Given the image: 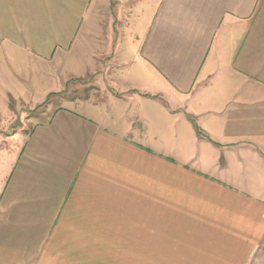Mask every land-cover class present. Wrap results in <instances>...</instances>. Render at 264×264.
<instances>
[{"label":"crops","instance_id":"obj_1","mask_svg":"<svg viewBox=\"0 0 264 264\" xmlns=\"http://www.w3.org/2000/svg\"><path fill=\"white\" fill-rule=\"evenodd\" d=\"M140 1L0 0V114L114 54L124 87L0 161V264H264V0H148L118 46Z\"/></svg>","mask_w":264,"mask_h":264},{"label":"rangeland","instance_id":"obj_2","mask_svg":"<svg viewBox=\"0 0 264 264\" xmlns=\"http://www.w3.org/2000/svg\"><path fill=\"white\" fill-rule=\"evenodd\" d=\"M111 1L115 3V1L121 2L122 0ZM149 1L151 6L154 4L156 9L158 8L160 0ZM138 3L140 6L139 12L134 9L138 14L131 17L118 16L115 18L118 20L116 23L119 26V32H122L118 34V46H122L129 36L128 31L126 32L128 25H131L128 26V29L132 27L136 30L137 27L141 29L147 23V13L151 6L148 0H145V2L141 0L136 4ZM97 20H100L98 15ZM119 60L118 55L114 54L110 60L108 59V64L101 66L102 69L99 68L102 72L97 71L95 75L89 76V78L87 76L60 80L53 87L54 91L41 104L10 98L9 104L13 109L12 113L0 114V161L6 159L7 152L11 153L19 147L21 141L30 132L34 122L48 118L49 113L46 112L48 108L56 109L61 106H70L82 110V103L86 98H91L96 103H100L103 100H110L111 96H120L124 87L119 86L120 84L118 85L116 81V75L120 74L118 70L123 67L120 65ZM111 259L108 264H114V260Z\"/></svg>","mask_w":264,"mask_h":264},{"label":"trees","instance_id":"obj_3","mask_svg":"<svg viewBox=\"0 0 264 264\" xmlns=\"http://www.w3.org/2000/svg\"><path fill=\"white\" fill-rule=\"evenodd\" d=\"M193 124L195 125V128L197 130V133L199 134V136H205V133L203 132V130L197 125V123L194 121V119H191ZM221 163H224V159H221Z\"/></svg>","mask_w":264,"mask_h":264}]
</instances>
